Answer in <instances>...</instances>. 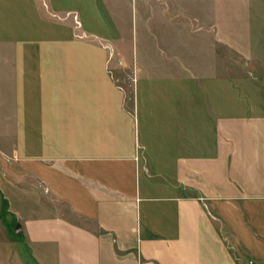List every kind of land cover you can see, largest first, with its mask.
<instances>
[{"label": "crops", "instance_id": "crops-1", "mask_svg": "<svg viewBox=\"0 0 264 264\" xmlns=\"http://www.w3.org/2000/svg\"><path fill=\"white\" fill-rule=\"evenodd\" d=\"M39 1L0 0V264H264V0Z\"/></svg>", "mask_w": 264, "mask_h": 264}, {"label": "rangeland", "instance_id": "rangeland-1", "mask_svg": "<svg viewBox=\"0 0 264 264\" xmlns=\"http://www.w3.org/2000/svg\"><path fill=\"white\" fill-rule=\"evenodd\" d=\"M39 3L43 4V1L40 0ZM54 17L57 18L58 15H56ZM118 75H116L117 77L115 79L119 78V80H117V81L120 82L124 86L126 93H127L128 102L130 104H133V89H132V83L133 82H132V80H130V77H129L130 73L128 71H124V72H121L120 74L118 73ZM120 77H121V79H120Z\"/></svg>", "mask_w": 264, "mask_h": 264}, {"label": "built area", "instance_id": "built-area-1", "mask_svg": "<svg viewBox=\"0 0 264 264\" xmlns=\"http://www.w3.org/2000/svg\"><path fill=\"white\" fill-rule=\"evenodd\" d=\"M74 19H75V25L78 27V26H80V24H79V21H78V19H77V16L76 15H74ZM112 56V53L110 52V57ZM119 63H121V61H119ZM131 80V79H130ZM134 81V78H132V82Z\"/></svg>", "mask_w": 264, "mask_h": 264}, {"label": "water", "instance_id": "water-1", "mask_svg": "<svg viewBox=\"0 0 264 264\" xmlns=\"http://www.w3.org/2000/svg\"><path fill=\"white\" fill-rule=\"evenodd\" d=\"M20 229V225L19 224H16L15 228H14V231H19Z\"/></svg>", "mask_w": 264, "mask_h": 264}]
</instances>
